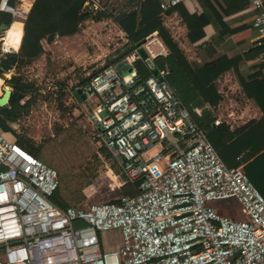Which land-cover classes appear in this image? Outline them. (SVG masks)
<instances>
[{
	"label": "built area",
	"instance_id": "1",
	"mask_svg": "<svg viewBox=\"0 0 264 264\" xmlns=\"http://www.w3.org/2000/svg\"><path fill=\"white\" fill-rule=\"evenodd\" d=\"M187 1L163 0L161 7L165 12ZM35 2L0 0V29L3 14L12 23L26 20ZM250 4L259 10L253 26L256 46H263L264 0ZM127 44L123 37L105 64L79 74L76 91L92 107L86 124L97 154L121 171V185L136 182L139 192L59 206L53 201L58 171L0 131V264H264V195L244 164L223 161L164 78L169 70L156 67L157 58L170 54L162 38L152 34L130 52ZM139 60L150 75L143 76ZM230 199L243 218L214 204ZM113 230L122 243L104 248L102 234Z\"/></svg>",
	"mask_w": 264,
	"mask_h": 264
},
{
	"label": "trees",
	"instance_id": "2",
	"mask_svg": "<svg viewBox=\"0 0 264 264\" xmlns=\"http://www.w3.org/2000/svg\"><path fill=\"white\" fill-rule=\"evenodd\" d=\"M111 1L101 0L98 6L99 11L92 15L87 9L88 5L86 6L88 0H36L27 19L24 20V24L21 19H16L12 23V16L3 14L1 21L8 25L12 23L11 28L7 31L9 41L17 47L19 41L22 43L19 53L14 56V64L30 63L37 59L44 51L41 44L42 38L56 34L60 36L75 34L79 31L80 24L90 17L96 21L108 18L119 24L128 34L127 52L144 42L154 32H158L169 48L170 54L157 58L155 60L156 67L160 71L169 70V74L164 78L177 91L195 120L204 131H207L209 139L227 161L228 166H231L229 165L231 161L237 160L236 157L244 154L242 159L246 163L244 170L264 195V73L260 72L249 78L239 76L245 94L248 98L256 101L263 116L249 122L233 141L228 142L222 133L226 124L215 126L214 117L206 106L207 104L217 105L220 95L215 82L231 68L238 71L237 61L240 52L233 47L230 50L233 54L231 58L224 54L217 60L199 67L188 59L185 51L173 38L171 30L164 24L166 14L178 13L188 28L189 40L197 42L206 36L204 22L199 13L190 12L184 3L164 12L161 0H138L137 3L134 2L135 0H128L124 5L118 7H115ZM238 1H245L246 4L249 2V0ZM200 2L206 16L215 28V33L211 36L209 44H213L217 49H222L239 29L232 28V21L225 20L224 14L213 0H200ZM254 9L258 11V14L259 10ZM20 37H22L21 40ZM250 51L261 53L264 51V45L256 46ZM113 61L109 60L107 64H111ZM138 66L143 76L150 75L151 70L143 61L139 60ZM1 74H3V70L0 68ZM2 80L0 78V85ZM87 80L88 78L82 79L81 82L84 83ZM9 83L14 85V91L8 105L0 106V129L11 132L22 147L57 169L60 184L53 197L56 204L66 207L83 201L87 198L84 190L91 183L90 176L84 166L94 152L85 133L71 124L58 129L55 136L49 137L40 145H36L29 138L20 136L12 124L28 112L31 104L30 97H32L30 96L32 94L31 87L34 84L17 76H13ZM8 86L10 85L8 84ZM258 87L262 89L258 90ZM26 97H29L30 100L28 99L23 104L22 100ZM197 108H203L201 116L196 112ZM239 163L241 162L237 161L238 165ZM121 192L135 195L139 192V185L136 182H129L121 187Z\"/></svg>",
	"mask_w": 264,
	"mask_h": 264
},
{
	"label": "crops",
	"instance_id": "3",
	"mask_svg": "<svg viewBox=\"0 0 264 264\" xmlns=\"http://www.w3.org/2000/svg\"><path fill=\"white\" fill-rule=\"evenodd\" d=\"M89 1H91L93 4L95 3L99 5L101 0H88V2ZM125 1L127 2L128 0H112L111 2H113V5L115 7H118V6L124 5ZM213 1L216 4V6L219 8V10L222 11V13L224 14L225 20L232 21V28L239 29L232 35L231 39L228 40V42H226V44L223 46L222 49H217L213 44H209L211 36L215 33V28L209 21L208 17L206 16L200 0H188L184 4L190 12L199 13L204 22V26H205L204 29L206 32V36L202 38L201 40L197 42H192L189 40L187 36L188 28L186 24L183 23L178 13L175 12L173 14H169L168 16L171 18L172 21L168 19L167 21H168V24L170 25L169 28L171 30L173 38L179 44V46L185 51L186 56L194 65L202 67L206 63H210V62L217 60L224 54H227L231 58L233 54L231 53L230 50L233 47H235L240 52V57H239V60L237 61L238 71H236L234 68H231L230 70L222 74L218 78V80H216L215 82L217 92L220 95L217 105L214 106L212 104H207L206 106L211 111L214 117L215 126H220L223 123L226 124V127L222 129V133L227 138L228 142H230V141H233L237 137L238 133L241 132V130H243L249 122L258 120L263 116V112L261 108L259 107V105L256 103V101L248 98L247 95L245 94L239 76L241 75L242 77L249 78L250 76L259 74L260 72L264 73V51L261 53H256L255 51L249 52L250 49L256 47V41L259 37L258 31L253 27V21L258 11L255 10L254 7L251 6L250 0L249 2H247V4L245 1L242 2L238 0L237 2H235L236 0H213ZM134 2L137 3L138 0H135ZM87 5L88 4H86V6ZM87 7H88L87 8L88 11L92 13V15L96 13L97 11H99L98 9H100L98 8L95 11H90L89 6ZM23 24H24V20H23ZM164 24H165V18H164ZM9 26L11 28V25ZM98 28H101V30L103 29L106 31V33H103L105 34V36H103L102 33H98L99 31ZM116 34L121 35V36H123L124 34L128 35L119 26V24H116L111 19L104 18L102 20L96 21L90 17L84 20L80 24V29L75 34L67 35V36H60L59 34H56L54 36H46L42 38L41 44L44 50L43 53L37 59L32 60L30 63L21 64L22 66L23 65L27 66L31 64H36V62H40V61L42 63L43 59L46 60L48 57H51L53 58V60H55L56 57L54 53H59L58 55H61V56H66L64 54H67V56L71 55L72 58L74 59V62L76 63V65L75 66L71 65L70 67L74 68L73 70H74L75 75L73 73L72 76L75 81H73L72 78L68 80L62 78V80L58 81L59 83L55 85L54 90L56 92H60L61 96L63 95L67 96V99L69 100L66 101V104L71 107L72 114L75 118L74 120L75 123H73L72 125L79 128L85 133L88 141L90 142L91 146H93L94 148V152L92 156L89 158V160H87L85 165H88L89 163H91V161L94 160L99 155L97 154L98 152L97 145H94L89 140L90 138L88 137L89 131L87 130L88 124H86V118L92 107L84 100L82 93L80 91H76L77 90L76 87L78 86L76 69L83 66V69L84 70L86 69V72H88L91 70L89 68H95V65L102 64L100 63L99 60L102 59L103 61L104 56L107 53H109L113 49V47L112 46L109 47L107 51L106 49L103 50V53L101 54L98 53L96 49L97 50L98 48L101 49V43L103 44V39L104 40L109 39L110 35H113V37H116ZM153 34L158 35V32H154ZM3 38L4 37L0 39L1 44H3L4 42ZM21 39L22 37H20V40ZM121 40H122V37H121ZM87 41H88V44L92 46L91 48L95 49V52H94L95 58H93L92 52L87 50L89 49L87 47H86V51L84 50L81 53L79 52L81 50V45H85ZM21 44H22L21 41H19L18 47L15 44H13V46L16 48L14 50H18L19 52ZM3 52L8 53L6 50H3ZM52 52H53V55H51ZM84 53L87 54L86 55L87 57H90L89 58L90 62H88V64L80 63V59L82 58L81 56ZM14 54L16 55L17 53H14ZM53 69L56 72V75L58 77L63 76L64 73L61 72L59 69H56V68H53ZM47 70H48L47 68L44 69V71H47ZM73 70H70V72H72ZM10 73L14 74V71L12 70L10 71ZM7 81L8 80L6 79V82ZM9 85L11 86V88H13V91H14V85H12L11 83H9ZM7 86H8V83H7ZM4 88L5 87H2V90L5 94ZM261 89H262L261 87H258V90H261ZM3 95H0V96H3ZM31 95L32 94H30V96ZM30 98L32 99V97ZM28 99L29 97L26 100L23 99L25 101L22 100V103L25 104V102H27ZM216 99H217V96H216ZM81 110H82L83 118L79 119L80 115L79 116L77 115L79 114ZM196 112L200 114L201 116L203 114V108H197ZM28 113H29V110L27 113L23 114V116ZM83 119H85V124L83 122ZM0 131H3V130L0 129ZM205 132L208 137L206 130ZM5 133H7L8 136L11 135L10 137L12 138L15 137L11 132H5ZM209 141L214 146V143L210 139ZM100 152H101L100 153L101 155H104L105 153L104 149H100ZM219 155L221 156L220 153ZM221 158L228 165L227 161L222 156ZM236 158L237 160L231 161L229 165H231L232 167L237 166L238 165L237 161L238 162L240 161L241 163H239V165L244 164L245 166L246 163L243 160H239L238 157ZM84 169H85V166H84ZM92 181L93 180L90 176L91 183L88 186H86L84 190L87 198H85L81 202H78L76 204H70L66 207H77V206H82V205L87 204L86 203L88 201L87 200L88 199L87 190L91 189L90 187L93 185ZM120 186L122 187L123 185H120ZM230 200H234V199H230ZM218 202L220 201H217L214 204L217 207H219L221 211L224 212L225 214H228L230 216L237 217V218H243V214L241 215L240 207L238 208V213H240L241 217H239L237 215L238 213L229 205L220 206L218 205ZM105 233L107 232H104L102 234V242H103L102 246L107 249L115 248L113 246L111 247L112 241H113L111 236H110L111 239H109L110 246L106 244L107 241H105ZM117 235L121 236V232L119 230L117 234L114 236H117ZM121 243H122V236H121L120 244Z\"/></svg>",
	"mask_w": 264,
	"mask_h": 264
},
{
	"label": "rangeland",
	"instance_id": "4",
	"mask_svg": "<svg viewBox=\"0 0 264 264\" xmlns=\"http://www.w3.org/2000/svg\"><path fill=\"white\" fill-rule=\"evenodd\" d=\"M98 30V33H106V31L103 29L101 30V28H98ZM4 33L5 29H0V39L3 37ZM103 36H105V34H103ZM123 37H127V35L124 34L121 36L116 34V37L110 35L109 39H103V44L101 43V49L98 48L96 51L101 54L103 53V50L106 49L107 51L111 46L114 49L118 43L123 41ZM86 47L89 48L87 50L91 51L93 58H95V49L91 48L92 46L88 44V41L85 45H81V50L79 52L81 53L84 50L86 51ZM4 49H6V47L0 42V68L3 70V74L0 75V78L3 79V82L1 81L2 86L0 85V95L4 94L2 87L7 86V83L9 84V80H11L15 74L17 77H22L24 81L30 82L31 84L34 83V85L31 87L32 99L29 113L21 116L17 122L12 124L17 133L22 137L31 139L36 145H40L49 137L55 136L58 129L68 127L69 125L75 123L72 109L66 104V101L69 99H67V96H61L60 92H56L54 90L55 85L59 83L58 81L62 80V78L66 80L71 78L73 79L72 74L74 73V68L70 66H75L76 63L74 62L72 56H67V54H64L66 56H61L58 55L59 53H54L56 57L55 60H53L51 57H48L46 60L43 59L42 63L40 61L36 62V64L22 66L21 64H14V53H19L18 50L10 48L8 53H4ZM51 55H53V52ZM86 55V53L82 54V58L80 57V63L88 64V62H90V57H87ZM99 61L102 64L95 65V68L93 69H97L101 67V65L105 64L106 57L104 56L103 61L102 59ZM45 68L48 70L44 71ZM53 68L59 69L61 72H63V76L58 77ZM69 69L73 71L70 72ZM12 70L14 71V74L10 73ZM76 70L77 78L79 77V74L86 72V70L83 69V66L77 68ZM6 79L8 80L7 82ZM73 81L75 80L73 79ZM27 98L28 97H26V99ZM79 115V119H82V110L77 116ZM83 122L85 124V119H83ZM89 140L91 141V139ZM111 168L113 167L107 164V161L100 156L96 157L88 165H85V170L93 180L92 188L87 190L88 201L86 203H99L116 200L122 193L120 188L122 183V173L118 169ZM218 205H229L237 213L238 208L240 207L239 204L234 200L220 201L218 202ZM237 215L241 217L242 213L241 215L240 213ZM117 232L118 230H113L105 233V241H107L106 244L108 246H110V236L113 239L111 247L113 246L117 248L119 246L121 242V236H114L117 234Z\"/></svg>",
	"mask_w": 264,
	"mask_h": 264
},
{
	"label": "water",
	"instance_id": "5",
	"mask_svg": "<svg viewBox=\"0 0 264 264\" xmlns=\"http://www.w3.org/2000/svg\"><path fill=\"white\" fill-rule=\"evenodd\" d=\"M8 27H9L8 24H4V25H2L1 28L3 30L4 29L6 30ZM141 52H142V55L144 56V58H146V61L149 64V66L154 67V61L147 56V53L144 50H142ZM155 73L158 75L160 74L157 69H155ZM4 91H5V94L3 96H0V106H2V107L6 106L9 103L11 96H12V93H13V88H11V89L4 88Z\"/></svg>",
	"mask_w": 264,
	"mask_h": 264
},
{
	"label": "bare ground",
	"instance_id": "6",
	"mask_svg": "<svg viewBox=\"0 0 264 264\" xmlns=\"http://www.w3.org/2000/svg\"><path fill=\"white\" fill-rule=\"evenodd\" d=\"M11 25V24H10ZM10 28V26L6 29V31L8 30ZM5 31V32H6ZM7 33L8 32H6L5 33V35L3 36L4 38H3V40H4V42H3V44H4V46L6 47V49H4V50H6L7 52H9V49L10 48H13V49H16L14 46H13V44L9 41V38L7 37ZM5 88H9V89H11V87H9V86H5Z\"/></svg>",
	"mask_w": 264,
	"mask_h": 264
},
{
	"label": "clouds",
	"instance_id": "7",
	"mask_svg": "<svg viewBox=\"0 0 264 264\" xmlns=\"http://www.w3.org/2000/svg\"><path fill=\"white\" fill-rule=\"evenodd\" d=\"M23 21V20H22Z\"/></svg>",
	"mask_w": 264,
	"mask_h": 264
}]
</instances>
